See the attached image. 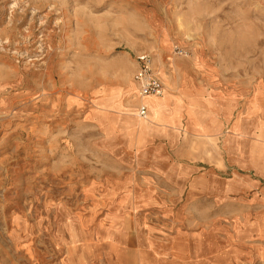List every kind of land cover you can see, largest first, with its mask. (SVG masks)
<instances>
[{
	"label": "rangeland",
	"instance_id": "374dc122",
	"mask_svg": "<svg viewBox=\"0 0 264 264\" xmlns=\"http://www.w3.org/2000/svg\"><path fill=\"white\" fill-rule=\"evenodd\" d=\"M143 61L164 95L182 80L181 93L236 107L233 126L247 136L229 124L197 136L183 119L174 151L214 164L218 179L243 178L216 214L183 196L187 183L143 178L131 162L161 115H138ZM216 113L234 119L228 102ZM178 231L182 264H196L198 242L214 246L217 264H264V0H0V264H139Z\"/></svg>",
	"mask_w": 264,
	"mask_h": 264
},
{
	"label": "crops",
	"instance_id": "0c3cea01",
	"mask_svg": "<svg viewBox=\"0 0 264 264\" xmlns=\"http://www.w3.org/2000/svg\"><path fill=\"white\" fill-rule=\"evenodd\" d=\"M182 83L181 80L177 84L176 95L167 93L162 97H157L156 100L147 98L145 103L138 98L140 100L139 108L142 104L147 106L148 117L150 116L149 109H157L161 111V115L155 116L157 120H155L153 124L148 125L145 136L140 145L136 147V155L131 162H137L135 163V167L143 178L147 176H159L163 179L187 183L189 186H186L182 191L183 196L189 194L194 197V199H198L199 202L204 203V206H206L207 203L213 205L210 206L213 208L209 209L208 212L210 214H216L219 200L233 197L244 192L247 184H245L243 178L238 174H234V178L230 181L218 179V171L214 168V164L212 163L207 162L204 163L205 165H195L191 162H178L176 160L177 153H174L180 146L178 141V130L182 127V121L185 119L187 121V130L201 137H209L211 132L221 129L225 124L230 125V130L234 134L247 136V131L242 125L233 126L238 114L235 115L236 107L229 98L222 95L223 101L221 102L219 98L210 97L208 95L209 92H207V96H203L204 91H202L201 94L195 95L197 94L195 93L191 96L189 94L190 90H188L186 85L184 86V92L186 93H181ZM227 102L234 107V119L230 123H227L222 116L216 113V110H221ZM195 115L199 116L200 119L206 118V122L202 126H199L197 124V118L194 117ZM218 123H220V125H217ZM226 152L232 163L235 162L239 164V166L245 170L254 169L257 173L261 174V170L258 166L250 162L249 159L244 161L238 160L228 147L226 148ZM125 162L128 163V165L131 163ZM126 163L123 162L125 165ZM149 167H151V169ZM229 170L230 167L225 165L224 171ZM114 186L115 189L110 188L111 190H108L107 195L113 197L117 194L118 185L115 184ZM116 215V210L110 213L106 218L110 226L105 227L101 223L103 227L113 228L115 222L109 220L108 217L112 216L114 219H118V215ZM136 237L141 241L143 239L142 229L139 226L136 227ZM160 241L161 244L151 242L152 246L146 251H142L139 264H160L165 259L166 255L171 257L170 263L167 264H182L186 262L185 256L188 254L189 249L187 247L188 244L181 238L180 231L174 236L165 233ZM195 248L199 251L198 254H195L190 259L188 258L187 261L191 260L196 264H217L218 260L214 253L215 249L211 243L198 242ZM206 250L208 253H204Z\"/></svg>",
	"mask_w": 264,
	"mask_h": 264
},
{
	"label": "built area",
	"instance_id": "2783aa9c",
	"mask_svg": "<svg viewBox=\"0 0 264 264\" xmlns=\"http://www.w3.org/2000/svg\"><path fill=\"white\" fill-rule=\"evenodd\" d=\"M134 81L138 86L139 98L143 100L148 96L162 97L165 92L163 83L154 76L148 61H143L139 70L134 76ZM138 115L142 119L148 118V108L142 104L138 109Z\"/></svg>",
	"mask_w": 264,
	"mask_h": 264
},
{
	"label": "bare ground",
	"instance_id": "6f19581e",
	"mask_svg": "<svg viewBox=\"0 0 264 264\" xmlns=\"http://www.w3.org/2000/svg\"><path fill=\"white\" fill-rule=\"evenodd\" d=\"M149 97H155V96H148V97H145L144 99L149 98ZM144 99H143V100H144ZM126 114H127V113H126ZM133 115H134V114H133ZM139 121H140V120H139ZM150 121H151V120H150ZM261 125H262V124H261ZM66 245L69 246L67 242H66ZM67 246H66V247H67ZM69 249H70V248L68 247V250H69Z\"/></svg>",
	"mask_w": 264,
	"mask_h": 264
}]
</instances>
